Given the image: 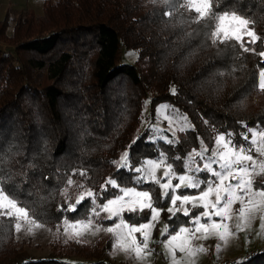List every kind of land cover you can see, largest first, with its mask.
<instances>
[{
	"label": "trees",
	"instance_id": "trees-1",
	"mask_svg": "<svg viewBox=\"0 0 264 264\" xmlns=\"http://www.w3.org/2000/svg\"><path fill=\"white\" fill-rule=\"evenodd\" d=\"M226 8L255 21L264 40V0H221L217 11ZM164 11V5L150 0H44L40 15L26 9L0 17V170L12 175L8 187L18 185V198L32 205L47 225L61 221L60 189L74 170L86 169L96 191L109 176L133 186V174L118 172L110 161L137 135L140 140L129 150L134 164L156 157L158 148L169 162L175 155L183 158L199 147L198 135L209 143L213 127L236 133L237 143L243 142L239 134L244 124L264 127V93L253 87L261 58L202 47V36L193 31L198 25L180 26L179 13L170 20ZM255 47L260 51L264 43ZM129 49L137 51L133 63L122 61ZM161 102L176 106L195 126V131L177 133L180 143L174 147L148 142V128L138 133L145 105L153 117ZM180 164L175 165L178 172ZM144 187L159 195L158 186ZM167 205L164 201L162 206ZM78 212L64 215L88 214L87 208ZM130 215L124 217L133 222ZM3 220L0 264H76L66 258L85 252L87 264H111L105 258L108 239L80 246L55 242L50 257L33 260L14 241L13 222ZM239 261L264 264V250L221 264Z\"/></svg>",
	"mask_w": 264,
	"mask_h": 264
},
{
	"label": "snow or ice",
	"instance_id": "snow-or-ice-1",
	"mask_svg": "<svg viewBox=\"0 0 264 264\" xmlns=\"http://www.w3.org/2000/svg\"><path fill=\"white\" fill-rule=\"evenodd\" d=\"M150 2L164 5L163 15L170 20L179 13L180 26L198 25L193 31L202 36V47H214L218 54L231 50L236 57L244 53L259 56L261 60L256 65L253 87L264 93V67H261L264 65V49L257 51L255 47L257 42L264 43V40L255 31V21L234 8L217 11L221 0ZM185 35L191 37L192 32H185ZM218 75L223 76L224 73ZM170 91L173 95L177 93L175 87ZM149 103L150 100L146 101ZM155 113V123L147 122L148 142L156 144L162 141L174 147L180 143L177 133L195 131L187 115L173 105L160 104ZM161 122H167V129L160 126ZM243 127L245 131L239 134L242 143L235 142L236 133L218 132L213 127L214 135L209 140L211 148L198 135L199 147L186 152L183 158L173 156L172 162H169L167 153L158 148L156 157L134 164L129 150L140 140L137 135L118 159L110 161L118 172L122 169L133 174V186H128L127 180L118 181L109 176L96 191L94 183L89 186L90 177L86 169L74 170L60 189L64 203L59 208L61 223L56 225L55 234L63 235L65 243L70 240L80 243L85 235L110 233L113 250L129 255L138 264H145L153 253L149 243L165 212L172 223H165L160 229L162 239L159 243L169 264H196L199 256L207 253L208 249L195 242L211 238L217 239L216 252L219 254L240 232L250 231L257 218L260 220L257 235L264 239V184L256 183V177H264V127H249L247 124ZM177 161H181L179 172L175 166ZM76 175L83 177V181L74 180L72 177ZM11 180L10 173L0 170V224L6 217L13 222L10 227L17 234L23 231L34 235L39 229L52 231L47 228V221L37 217L32 205L18 198L16 190L19 186L13 184L8 187ZM145 185L158 186L159 195H154L155 188H145ZM164 201L168 203L166 208L162 206ZM85 208L88 214L83 218L70 219L64 215L76 213L78 216V209L82 211ZM196 209L201 211L194 215ZM126 212L134 214L129 217L132 223L124 219ZM145 213L148 214L146 219L143 218ZM102 214H106L103 219L113 222L111 226L104 227L99 223Z\"/></svg>",
	"mask_w": 264,
	"mask_h": 264
},
{
	"label": "rangeland",
	"instance_id": "rangeland-1",
	"mask_svg": "<svg viewBox=\"0 0 264 264\" xmlns=\"http://www.w3.org/2000/svg\"><path fill=\"white\" fill-rule=\"evenodd\" d=\"M43 2L44 0H0V17H3L4 12H6L8 9L10 10L9 11L10 14L14 16H16L18 12L24 11L26 9H32L35 12V14L40 15L43 12ZM136 57H137V51L133 49L125 50L123 52L122 61L126 63H133L136 60ZM165 103L170 104L169 102H161L156 106V108L160 104H165ZM174 107L178 109L176 106ZM155 109H154V116L151 117L149 114V109L145 105L143 110L144 118L142 120L145 121V123L141 124L138 133L142 132L143 129L148 128V123H147L148 121L155 123V115H156ZM160 126L164 129H167V122H161ZM165 134L171 136V134L168 132H165ZM256 183L257 185L264 184V177H256ZM167 206H165V208ZM236 207H239V205H237ZM104 215L106 214L101 215L102 219ZM166 215L168 214L166 213ZM124 219L127 220L125 217ZM60 223L61 221L58 222L56 225ZM99 223H102L104 227H108L111 226L113 222L111 221L106 223L99 221ZM165 223H166L165 217L162 214L160 223L153 231L152 240L149 243V248L153 249L154 251L150 256L147 257L145 264H169V261L165 255V250L162 247V245L159 243V241L162 239L160 236V229L163 227ZM232 223H235V221L233 220ZM259 224H260V220L259 218H257V220L253 223L250 231L240 232L238 237L232 239L229 245L223 248L222 251L219 252V254H217L216 252V244L218 243L216 238H211L206 241L204 240L196 241L195 243L204 244L205 247L208 249L207 253L199 256L196 264H221L226 260H233L236 258L244 257L245 254H247L249 251L252 250L262 251V248L264 247V239L259 238L257 235ZM56 225L55 226L47 225V228L52 229V231H48L47 229H39L36 230L34 235L27 234L26 232L23 231L19 234L14 232V241L16 242L17 246L21 248L22 251H26L29 254L31 259L36 260L41 258H48L51 256L52 250H54L53 245L56 244L55 242L65 243V237L63 235L57 236L55 234ZM107 239L110 241V246L108 250L105 251L106 254L105 258L108 262H110L111 264H138V262L135 259L130 258L129 255L123 252H116L113 250L112 248L113 237L110 233L107 232H100L96 235H91V234L85 235L80 243H77L73 240H70L67 243L70 242L76 244V246H80L82 242H85L92 245L95 243H99L97 241H104ZM86 254L87 253L85 252L84 255L83 253L81 255H72L66 259L76 264H87L89 261V257L86 256ZM87 255H89V253ZM178 255L180 254L178 253Z\"/></svg>",
	"mask_w": 264,
	"mask_h": 264
},
{
	"label": "built area",
	"instance_id": "built-area-1",
	"mask_svg": "<svg viewBox=\"0 0 264 264\" xmlns=\"http://www.w3.org/2000/svg\"><path fill=\"white\" fill-rule=\"evenodd\" d=\"M262 250H264V247L262 248ZM256 251H258V250H252V251H249L247 254H245L244 257H249V256H251L253 253H255Z\"/></svg>",
	"mask_w": 264,
	"mask_h": 264
},
{
	"label": "crops",
	"instance_id": "crops-1",
	"mask_svg": "<svg viewBox=\"0 0 264 264\" xmlns=\"http://www.w3.org/2000/svg\"><path fill=\"white\" fill-rule=\"evenodd\" d=\"M7 11H10V10L8 9ZM7 11H6V12H7ZM6 12H4V14H5ZM16 13H17V12H16Z\"/></svg>",
	"mask_w": 264,
	"mask_h": 264
}]
</instances>
